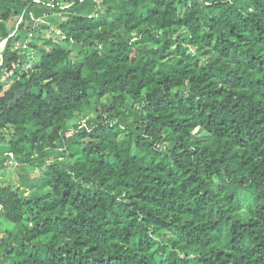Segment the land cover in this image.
I'll use <instances>...</instances> for the list:
<instances>
[{
  "label": "trees",
  "instance_id": "16d2710c",
  "mask_svg": "<svg viewBox=\"0 0 264 264\" xmlns=\"http://www.w3.org/2000/svg\"><path fill=\"white\" fill-rule=\"evenodd\" d=\"M59 2L0 0V264H264V0Z\"/></svg>",
  "mask_w": 264,
  "mask_h": 264
},
{
  "label": "rangeland",
  "instance_id": "374dc122",
  "mask_svg": "<svg viewBox=\"0 0 264 264\" xmlns=\"http://www.w3.org/2000/svg\"><path fill=\"white\" fill-rule=\"evenodd\" d=\"M62 6H65V2L67 0H59ZM58 15V14H57ZM54 21H47L46 23L49 26L53 25ZM51 34V30L48 28H41L37 30L33 34V38L42 39ZM3 41V40H2ZM1 41V42H2ZM5 44H0V51L3 52ZM40 54L29 48L27 54L24 59V70L28 71L39 61ZM9 138V131L6 129L2 133H0V146L3 145V141ZM4 146V145H3ZM3 146L0 147V185H11L15 188H20L25 196H30L34 193V189L31 188L29 183H34L39 180L40 170L33 168H20L18 162L15 160L11 161V159H7V155H3ZM23 180H27V183L23 184ZM1 227V225H0ZM1 229H0V237H1Z\"/></svg>",
  "mask_w": 264,
  "mask_h": 264
},
{
  "label": "built area",
  "instance_id": "2783aa9c",
  "mask_svg": "<svg viewBox=\"0 0 264 264\" xmlns=\"http://www.w3.org/2000/svg\"><path fill=\"white\" fill-rule=\"evenodd\" d=\"M6 41H7V39H4L2 42H1V44H6ZM3 63V52L1 53V51H0V64H2Z\"/></svg>",
  "mask_w": 264,
  "mask_h": 264
}]
</instances>
